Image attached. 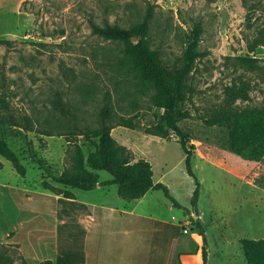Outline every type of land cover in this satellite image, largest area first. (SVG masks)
I'll return each mask as SVG.
<instances>
[{"label":"rangeland","instance_id":"rangeland-1","mask_svg":"<svg viewBox=\"0 0 264 264\" xmlns=\"http://www.w3.org/2000/svg\"><path fill=\"white\" fill-rule=\"evenodd\" d=\"M148 16L151 48L170 66L182 59L188 36L200 28L201 58L188 80V117L179 126L195 154L191 166L202 191V221L192 204L195 182L180 137L145 133L164 114L153 105L154 90L124 43L104 39L92 28L96 23L129 29ZM260 33L264 0H0V41L10 43L0 42V86L5 81L9 89L12 114L29 121L15 135H5L0 124V264H149L148 247L160 238H165L164 260L178 264V253L195 250L197 239L204 244L206 234L210 264H247L239 235L247 236L254 212L251 205L242 206V196L254 190L248 180L264 175V159L246 161L230 149L229 140L231 119L264 105ZM105 106L113 113L112 137L129 150L132 162L151 163L154 181L169 188L178 206L163 191H150L137 214L151 217L135 215L123 228V214L115 215L112 226L113 218L105 215L107 235L100 240L98 225L86 229L79 222L100 221L102 209H88L66 194L120 210L135 202L121 199L115 185L89 192L66 188L46 178L36 160L56 176L75 165L88 168ZM121 117H133L136 127L118 125ZM241 123L258 125L253 116ZM98 174L100 181L111 179ZM167 220L174 231L160 227Z\"/></svg>","mask_w":264,"mask_h":264},{"label":"trees","instance_id":"trees-1","mask_svg":"<svg viewBox=\"0 0 264 264\" xmlns=\"http://www.w3.org/2000/svg\"><path fill=\"white\" fill-rule=\"evenodd\" d=\"M149 18L148 16L144 22L129 29L110 25L101 26L96 23L92 24V28L95 34L104 39L124 43L126 51L131 55L135 66L139 68L143 80L154 90L153 105L163 110L164 114L159 117L154 126L146 128L145 133L162 139H171L172 135L180 137L181 145L185 151L186 170L195 182L192 204L196 207L200 183L191 166L193 153L187 149L190 140L183 133L179 123L188 117L186 105L192 97L188 80L197 60L201 58L199 51L201 32L200 28L193 29L188 36L187 49L182 59L171 66L166 65L160 59L158 52L151 48L148 38ZM0 42L10 44L5 40ZM258 43L264 46V34L260 33ZM242 61H245V59H242ZM8 90L5 81H3L2 86H0V124L5 135L20 134V129L25 128L29 121L26 118L20 119L12 114L11 97ZM245 116L255 117L258 125L252 126L253 128L244 126L241 120ZM239 117V119L237 117V121L231 119L233 130L229 147L246 161L259 162L264 159V105L255 106L249 112H239ZM113 123V113L111 109L105 106L99 114V126L94 132L97 139L95 151L88 156L86 161L88 168L83 164H79L73 166L71 170L56 176L42 160L37 159L38 164L42 165L46 171V178L66 188L81 191H91L98 186L115 185L118 195L129 201L139 200L152 190H161L175 206H178V202L171 195L169 188L161 182L156 183L154 181L151 163L145 159L132 162L129 150L125 146L119 145L112 137ZM117 124L128 128L136 127L133 117H121ZM89 131L81 130L82 134L86 135L93 132ZM191 149H195L193 145ZM14 162L20 172H23L18 160H14ZM98 172L108 173L111 179L100 181ZM254 184L264 189V175L257 177ZM43 187L52 189V184L44 182ZM67 195L69 194H66L65 199L73 198ZM169 235L170 232L166 231V240L169 239ZM203 241L206 242L205 236H203ZM240 244L247 264H264V239H242ZM202 255L203 262L206 264L207 252L205 249H203Z\"/></svg>","mask_w":264,"mask_h":264},{"label":"crops","instance_id":"crops-1","mask_svg":"<svg viewBox=\"0 0 264 264\" xmlns=\"http://www.w3.org/2000/svg\"><path fill=\"white\" fill-rule=\"evenodd\" d=\"M193 155H195V154H193ZM248 185L251 188H253L254 190H246V193L242 196V198H243L242 206L251 205L254 214L249 219L247 236H245V235H244V237L241 235H239V236L241 239L263 240L264 239V237H263L264 236L263 235V232H264V216H263V214H264V210H263L264 189L255 185L254 181L252 182V181L248 180ZM99 187L100 186H98L97 188H99ZM91 191H93V190H91ZM102 191L106 192L107 190H102ZM83 192H89V191H83ZM149 193L150 192H148L143 198H141L139 200H133L132 203L135 202V204L133 206H129V207L123 206L122 210H120L119 208L109 207V206L102 204V203L101 204H99V203L98 204L97 203L92 204L88 201H83V200H80L77 198L69 199V201H73V202L78 201V202L84 204L88 209H91V207L102 209L101 212H102L103 219H100V221L99 220H98V222L97 221H91L89 224H83V223H85V217H84V218L80 219L79 223L80 224L82 223V225H84V227L86 229H88V227L98 225V233H100V235H99L100 240H102V239L105 240V238H106L105 235H107L106 227L108 226L109 223L111 226L113 225L115 215H118L121 217V215L123 214L125 221H121L119 224L123 228H127L126 227L127 226V224H126L127 220L130 219V221L132 223L134 222L135 217H136L135 215L143 216V218L151 217V215L137 214L138 208L143 203L145 197ZM201 193H202V191L199 190V198L197 201V205L195 207V210L199 214L198 217L200 219H201V215H203V212L202 211L200 212L202 199H203V196H201ZM117 194H118V192H117ZM121 199H123V198H121ZM123 200H125V199H123ZM126 201H129V200H126ZM105 215H109V216H111V218H113V220H111L112 223L111 222H109L108 224L106 223L107 220L105 218ZM172 218H174L176 220V218L174 216ZM101 220H102V222H101ZM105 220H106V222H105ZM201 221H202V219H201ZM165 222L167 224L166 223L161 224L160 227H162L166 230L170 229V232H171V230L174 231V228L172 226V225H174L173 222L168 221V220ZM99 227H101L100 230H99ZM182 231H183V229H182ZM124 233H127L126 229L124 230ZM183 233H184V231H183ZM185 234H188V232ZM205 234H206V230H205ZM205 237H206V242L204 244H202L199 239H197V241L195 240L196 241L195 242V250H193L192 252L191 251H180L178 253V260H177L178 264H204L203 255H202L203 249H205V251L207 252V263L206 264H210V258L212 259V252H211V249L209 246L207 234ZM124 239H125V241H128L127 238H124ZM159 240H160V242H159ZM159 240H158L159 243L157 242V244H155V246L150 245V247H148L149 264H152V263L153 264H165V262H166L164 260L166 249H163V245H162L165 238H163V241L161 240V238ZM167 241H169V239ZM124 244H125V247L127 248V244L126 243H124ZM129 250L133 251L132 248H129ZM241 250L243 252V249H241ZM243 256H244V252H243ZM128 257H129V255H128ZM244 259H245V257H244ZM166 264H167V262H166Z\"/></svg>","mask_w":264,"mask_h":264},{"label":"built area","instance_id":"built-area-1","mask_svg":"<svg viewBox=\"0 0 264 264\" xmlns=\"http://www.w3.org/2000/svg\"><path fill=\"white\" fill-rule=\"evenodd\" d=\"M188 231H189V230H188V228H187V229L184 230V233H187Z\"/></svg>","mask_w":264,"mask_h":264}]
</instances>
